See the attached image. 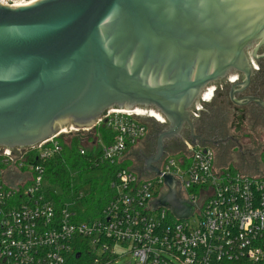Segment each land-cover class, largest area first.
<instances>
[{
    "label": "water",
    "instance_id": "95a60500",
    "mask_svg": "<svg viewBox=\"0 0 264 264\" xmlns=\"http://www.w3.org/2000/svg\"><path fill=\"white\" fill-rule=\"evenodd\" d=\"M263 48L264 0L0 1V153L22 158L64 129L95 127L113 109L155 110L166 120L156 124V150L132 157L144 165L133 168L140 177L160 175L168 150L213 145L195 133L203 94L241 74L242 84H229L234 99ZM165 183L168 193L153 206L189 219L195 206L173 177Z\"/></svg>",
    "mask_w": 264,
    "mask_h": 264
},
{
    "label": "built area",
    "instance_id": "2783aa9c",
    "mask_svg": "<svg viewBox=\"0 0 264 264\" xmlns=\"http://www.w3.org/2000/svg\"><path fill=\"white\" fill-rule=\"evenodd\" d=\"M27 1L2 3L17 6ZM215 90L216 86L207 89L198 111L212 100ZM165 123L155 110L113 109L95 127L64 129L22 152V158L4 148L0 264H66L83 246L93 254L94 264L116 262L121 249L134 264H264V161L245 171L220 164L211 146L185 142L180 150L167 151L160 175L140 177L134 166L124 167L145 143L151 127ZM100 128L112 135H102ZM90 135L97 136L93 142L88 141ZM67 137H82L98 147L95 166H121L109 184L111 198L102 214L90 221L47 196L45 163L63 153L61 139ZM80 152L86 154L84 148ZM166 176L177 181L178 195L195 206L189 219L180 220L171 210L153 206L169 191ZM83 197L79 193V199Z\"/></svg>",
    "mask_w": 264,
    "mask_h": 264
},
{
    "label": "flooded vegetation",
    "instance_id": "af4514ba",
    "mask_svg": "<svg viewBox=\"0 0 264 264\" xmlns=\"http://www.w3.org/2000/svg\"><path fill=\"white\" fill-rule=\"evenodd\" d=\"M261 58L257 61V67L251 76L248 85L241 93H236L234 99L230 95V83L242 84L244 78L241 74H235L224 84L216 86L213 98L205 104L203 111L197 116L195 124V133L202 136L204 140L211 141L216 150L217 159L226 158L227 164L236 165V167L250 171L253 170L257 162L262 159V155L257 154V150L244 148L239 136L232 135L233 131L241 129H254L261 127L264 129V48L260 50ZM258 100V101H255ZM163 130L162 126L154 125L148 132L145 143L136 151L149 155L156 150L157 135ZM190 129L184 132L183 137L187 138ZM244 132V130H243ZM233 139V141H232ZM235 141L241 146L242 155L232 153V150L239 147ZM182 141H169V146H177ZM216 145V146H215ZM240 148V147H239ZM239 156L238 158L236 157ZM134 159V169H142V162ZM240 159V160H238ZM231 165V166H232Z\"/></svg>",
    "mask_w": 264,
    "mask_h": 264
},
{
    "label": "trees",
    "instance_id": "16d2710c",
    "mask_svg": "<svg viewBox=\"0 0 264 264\" xmlns=\"http://www.w3.org/2000/svg\"><path fill=\"white\" fill-rule=\"evenodd\" d=\"M98 132L104 136L111 134L106 128H100ZM96 137V135H90L87 138L88 141L93 142ZM105 141L107 142V139ZM61 144L64 149L63 153L45 163L46 179L49 182L48 198L58 206L63 205L62 194H69L77 189L74 186L76 178L74 175L78 174L82 184L91 186L90 192L82 198L83 208L78 213L85 221L99 217L111 198L109 184L115 178L114 174L121 166H111L107 163L95 166L93 162L100 155L98 147L87 144L82 137L64 138L61 139ZM81 148L86 150L85 155L81 154ZM92 173L95 175L93 176ZM85 175H88L89 178L83 180ZM66 264H94V256L86 246H83L71 255Z\"/></svg>",
    "mask_w": 264,
    "mask_h": 264
},
{
    "label": "rangeland",
    "instance_id": "374dc122",
    "mask_svg": "<svg viewBox=\"0 0 264 264\" xmlns=\"http://www.w3.org/2000/svg\"><path fill=\"white\" fill-rule=\"evenodd\" d=\"M3 1H6V0H3ZM214 87V86H212ZM244 130V132H243ZM241 129L240 131H233L231 132L232 135H236V136H239L240 137V140L241 142L243 143L244 145V148L247 149V148H250V149H255L257 150V154H261L262 155V159L264 161V129L261 128V127H256L254 129ZM69 136V135H67ZM69 138V137H67ZM232 153L234 154H237V155H242L243 152H241L240 148L239 147H236L235 149L232 150ZM128 154H129V151H128ZM236 157L238 158L239 156ZM240 158V157H239ZM240 160V159H238ZM226 158H224L223 160H220L219 159V162L220 164L222 165H225L227 164L226 162ZM258 163V162H257ZM257 163L252 167H256ZM232 164L230 163V166ZM236 165L238 166V164H234L232 165L234 168H236ZM134 166V160L133 159H126L125 160V164H124V167H133ZM238 168V167H237ZM240 169V168H239ZM252 171V170H250ZM92 175L94 176L95 174L92 173ZM75 185H76V192L74 195H72V193H64L62 194V199H63V202L66 203L67 205H69L71 207L72 210H75V211H79L83 208V205H82V199H79V193H82L84 194V196H86L89 192H90V185H86V184H82V180L79 179V177L76 175L75 176ZM87 178H89L88 175H85L83 177V180H86ZM79 191V193H78ZM194 223V222H192ZM118 254H119V259L112 263V264H128L130 261L132 262V264H134V260H133V257L130 255V254H127V252L125 250H119L118 251Z\"/></svg>",
    "mask_w": 264,
    "mask_h": 264
},
{
    "label": "bare ground",
    "instance_id": "6f19581e",
    "mask_svg": "<svg viewBox=\"0 0 264 264\" xmlns=\"http://www.w3.org/2000/svg\"><path fill=\"white\" fill-rule=\"evenodd\" d=\"M1 2H4L3 0H0ZM37 0H30V1H27L25 4H20V5H17V6H25V5H29L33 2H36ZM5 3V2H4Z\"/></svg>",
    "mask_w": 264,
    "mask_h": 264
}]
</instances>
